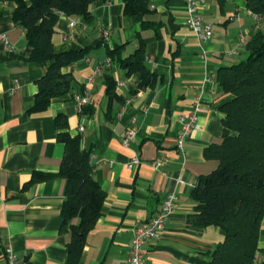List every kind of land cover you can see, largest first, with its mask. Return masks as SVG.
Listing matches in <instances>:
<instances>
[{
	"label": "crops",
	"instance_id": "1",
	"mask_svg": "<svg viewBox=\"0 0 264 264\" xmlns=\"http://www.w3.org/2000/svg\"><path fill=\"white\" fill-rule=\"evenodd\" d=\"M14 8L0 0V33L9 40L8 46L0 44V264L7 247L24 264L67 260L70 234L60 231L66 182L57 176L64 153L54 124L58 114L66 117L69 135L90 153L93 178L104 193L80 264H126L134 226L153 217L169 194L176 197L174 209L158 237L145 243L143 264H206L223 233L216 226L189 225L187 216L196 205L191 192L198 179L217 166L204 157L206 148L221 142L219 108L229 99L216 72L243 58L245 39L261 26L245 1L205 0L201 13L212 30L205 43L187 28L184 0H149L144 16H123L122 0H98L87 18L61 15L52 36L54 52L87 53L62 69L72 77L70 90L41 112L32 108L45 69L31 60L32 48L12 19ZM141 44L152 75L144 87L139 72L127 74L119 65ZM107 75L115 82L113 99L106 95ZM76 96L88 99L82 112ZM197 98V127L185 139L183 155L176 148L179 117L193 110ZM132 128L135 134L125 147L122 137ZM133 156L140 164L128 170ZM154 162L161 165L152 167ZM36 173L50 177L30 183ZM257 248L260 262L264 216Z\"/></svg>",
	"mask_w": 264,
	"mask_h": 264
},
{
	"label": "trees",
	"instance_id": "2",
	"mask_svg": "<svg viewBox=\"0 0 264 264\" xmlns=\"http://www.w3.org/2000/svg\"><path fill=\"white\" fill-rule=\"evenodd\" d=\"M13 2L12 19L24 31L32 48L31 60L44 67L37 81V94L32 110L47 109L51 99L70 90L72 77L62 69L86 56L87 50L55 53L52 36L61 15L89 17V9L98 0H5ZM247 9L260 18L243 44L244 56L237 63L220 67L216 81L229 97L219 110L223 117L222 139L204 150V157L217 162L208 175L201 176L191 192L196 203L187 223L196 227L216 226L223 241L207 253L206 264H264L257 262V242L264 216V0H244ZM123 16L149 13V0H122ZM143 27L148 24L143 23ZM119 47L109 50L113 55ZM144 46L119 65L127 74L139 72L144 87L152 75L144 63ZM105 91L115 97V82L105 76ZM82 112V111H81ZM57 141L64 145L57 176L66 182L61 208V228L70 234L65 264H80L85 239L94 228L104 193L93 178L90 153L79 146L78 137L67 131L63 114L55 117ZM50 175L36 173L30 183L43 181ZM77 219L78 222L73 224Z\"/></svg>",
	"mask_w": 264,
	"mask_h": 264
},
{
	"label": "built area",
	"instance_id": "3",
	"mask_svg": "<svg viewBox=\"0 0 264 264\" xmlns=\"http://www.w3.org/2000/svg\"><path fill=\"white\" fill-rule=\"evenodd\" d=\"M185 10L187 14L186 25L188 30L193 34L199 43L207 42L212 35L211 26L204 22L201 8L205 3V0H184ZM257 22H260V18L254 15ZM70 27H74V22L70 21ZM258 28V27H257ZM103 36H107V32H103ZM0 44L4 46L9 45V40L6 34L0 33ZM201 56L205 58L206 53L202 52ZM151 61V58H148ZM77 109L79 112L87 104L86 96H76L75 97ZM200 109L199 98H197V103L194 105L193 110L187 114L179 117V130L176 136V148L183 155H186L184 149V141L190 136L194 129L197 127V112ZM82 131V128H80ZM135 134L134 129L126 131L122 137L123 146L127 147L129 142L132 140ZM140 164V159L137 156H133L127 163L126 167L128 170H133ZM161 165L160 162H154L152 167H157ZM176 202V197L174 194H169L166 196L162 202L157 213L144 221H139L133 228V237L130 246L126 252V264H143L144 261V245L150 240H154L158 237L160 232L164 228L165 221L169 214L174 209V204ZM5 264H24L16 255V253L10 248L5 249Z\"/></svg>",
	"mask_w": 264,
	"mask_h": 264
}]
</instances>
